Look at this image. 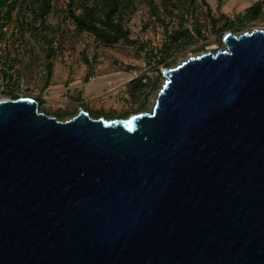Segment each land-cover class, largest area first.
Listing matches in <instances>:
<instances>
[{"label": "water", "instance_id": "95a60500", "mask_svg": "<svg viewBox=\"0 0 264 264\" xmlns=\"http://www.w3.org/2000/svg\"><path fill=\"white\" fill-rule=\"evenodd\" d=\"M221 41L126 118L0 99V264H264V30Z\"/></svg>", "mask_w": 264, "mask_h": 264}, {"label": "rangeland", "instance_id": "374dc122", "mask_svg": "<svg viewBox=\"0 0 264 264\" xmlns=\"http://www.w3.org/2000/svg\"><path fill=\"white\" fill-rule=\"evenodd\" d=\"M183 2L184 5H180L178 0H153L154 13L147 0H131L122 15L129 41L103 45L88 33L75 31L65 15L67 0H52V10L46 16V30L34 32L28 28L25 48L10 54L16 71L17 96L39 101V111L48 116L64 113L62 120L72 117L79 109L91 116L101 111L105 117L126 118L151 110L164 81L160 73L162 69L204 53L210 47L223 48L221 38L228 31L264 30V0H205L204 3L194 0L193 6L189 5L190 0ZM255 4L260 5L262 16L251 23L238 24L235 20H240ZM1 10L4 12V8ZM186 10L191 12L185 13ZM181 15L186 16L182 25ZM221 15L233 22V27L212 32L210 17L217 19ZM197 25L200 36L194 32ZM221 25L219 22L217 27ZM184 30L193 35V41L167 58L166 65L148 57L149 52L156 53L163 45L172 44L174 34H183ZM45 33L53 40L51 59H48V45L42 38ZM150 69H154L150 83L157 77V85L146 97L147 88L132 100L128 93L129 84ZM4 98L8 97L0 93V99Z\"/></svg>", "mask_w": 264, "mask_h": 264}, {"label": "trees", "instance_id": "16d2710c", "mask_svg": "<svg viewBox=\"0 0 264 264\" xmlns=\"http://www.w3.org/2000/svg\"><path fill=\"white\" fill-rule=\"evenodd\" d=\"M172 1V0H163ZM180 5H184L183 0H178ZM186 1V0H185ZM150 8L156 13V6L153 4V0H147ZM202 3L205 0H201ZM131 3V0H67L65 6V15L74 25V29L78 34L88 33L93 36L96 41L103 45H112L120 40L129 41V32L124 28L122 24V15L124 10ZM190 6L194 5V0H190ZM18 7V15L24 7L30 13V21L28 28L34 32L39 30L45 31L46 16L52 10V0H0V8H4L3 15L0 16V29L8 24L11 20V12ZM192 10V9H191ZM191 12L186 10L185 13ZM261 7L259 4H255L252 8L246 10L244 15L237 21L238 24H246L253 22L257 17L261 15ZM181 25L186 21L184 15L180 16ZM183 22V23H182ZM222 22V25L218 28L217 25ZM210 29L212 32H221L233 27L234 23L229 21L224 15L219 18L213 16L209 19ZM194 32L196 36H200L199 25L194 26ZM43 41L48 45V59L53 57L54 51L52 50L53 40L46 33L42 35ZM179 43H176L177 40ZM193 41V35L188 30H184V33L176 32L173 36V43L170 45H163L156 53L149 52L148 57L153 58L156 63H162L166 65V59L178 52L182 47ZM158 78L150 83L148 80L146 83L137 80L132 82L128 86V93L132 100L139 97L147 88L148 93L145 97L153 91L157 85ZM38 110H39V101ZM145 102V100L143 101ZM144 107V103L141 108ZM41 112V111H40ZM89 114V113H88ZM64 113H56L54 115L58 120H62ZM90 115V114H89ZM74 116V114H73ZM91 116V115H90ZM93 118L103 117L104 119H115L114 116L105 117L101 111L94 113Z\"/></svg>", "mask_w": 264, "mask_h": 264}, {"label": "built area", "instance_id": "2783aa9c", "mask_svg": "<svg viewBox=\"0 0 264 264\" xmlns=\"http://www.w3.org/2000/svg\"><path fill=\"white\" fill-rule=\"evenodd\" d=\"M0 8V16L3 11ZM18 7L15 12H11V20L8 24L0 29V93L8 98H18L17 86H15L16 71L10 54L14 51L23 50L27 44L28 23L30 21V13L24 7L18 15ZM186 17V16H185ZM154 69L145 70L143 74L137 78L141 82L146 83L153 74ZM22 97V96H20Z\"/></svg>", "mask_w": 264, "mask_h": 264}, {"label": "bare ground", "instance_id": "6f19581e", "mask_svg": "<svg viewBox=\"0 0 264 264\" xmlns=\"http://www.w3.org/2000/svg\"><path fill=\"white\" fill-rule=\"evenodd\" d=\"M210 48H215V47L213 46V47H210ZM210 48H208V49H210Z\"/></svg>", "mask_w": 264, "mask_h": 264}]
</instances>
